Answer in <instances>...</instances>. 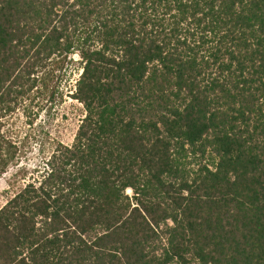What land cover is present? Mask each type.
Masks as SVG:
<instances>
[{
    "label": "trees",
    "instance_id": "trees-1",
    "mask_svg": "<svg viewBox=\"0 0 264 264\" xmlns=\"http://www.w3.org/2000/svg\"><path fill=\"white\" fill-rule=\"evenodd\" d=\"M74 55L84 118L0 264H264V0H0V118ZM18 154L0 128V177Z\"/></svg>",
    "mask_w": 264,
    "mask_h": 264
},
{
    "label": "rangeland",
    "instance_id": "rangeland-1",
    "mask_svg": "<svg viewBox=\"0 0 264 264\" xmlns=\"http://www.w3.org/2000/svg\"><path fill=\"white\" fill-rule=\"evenodd\" d=\"M79 56L66 66L59 95L53 102L35 88L19 100L14 109L1 116V133L19 148L17 166L0 177V209L24 186L40 179L47 161L59 144L71 145L84 118L81 103L72 98L81 74ZM55 84V80L51 81ZM19 170L21 172L16 174ZM127 193L132 195L131 190Z\"/></svg>",
    "mask_w": 264,
    "mask_h": 264
}]
</instances>
